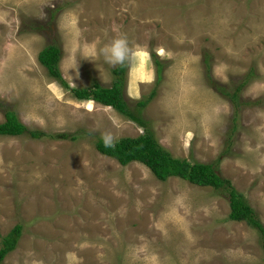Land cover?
I'll list each match as a JSON object with an SVG mask.
<instances>
[{
    "label": "rangeland",
    "instance_id": "rangeland-1",
    "mask_svg": "<svg viewBox=\"0 0 264 264\" xmlns=\"http://www.w3.org/2000/svg\"><path fill=\"white\" fill-rule=\"evenodd\" d=\"M122 33L133 50L122 98L136 111L154 90L140 115L157 143L216 164L264 225V0H0V104L44 134L0 135V248L22 225L0 264H264L258 231L228 219L211 186L161 181L96 149L105 132H143L71 91L113 85L116 66L99 52ZM48 44L70 89L37 59ZM247 77L234 99L219 90Z\"/></svg>",
    "mask_w": 264,
    "mask_h": 264
},
{
    "label": "trees",
    "instance_id": "trees-1",
    "mask_svg": "<svg viewBox=\"0 0 264 264\" xmlns=\"http://www.w3.org/2000/svg\"><path fill=\"white\" fill-rule=\"evenodd\" d=\"M60 55L61 49L58 45L48 44L40 50L37 59L60 86L70 89L59 68ZM151 55L156 65V82H158L162 69L161 67L163 65L156 54L152 52ZM124 70L125 65H117L113 68V73H117V76L112 86L106 87L99 83H93L89 87L71 89L72 94L77 99H91L102 105L111 106L143 128V132L136 137H122L117 139V141H115V146L112 148L105 147L102 139L99 138L95 142L96 149L100 153L116 159L121 165H125L132 160L140 161L161 181L166 180L170 176H177L196 185L211 186L214 190L228 199L230 207L228 219L245 221L249 226L254 227L260 235L261 245L264 249V225L260 222L256 212L244 199L243 195L231 185V181L219 173L216 164L173 157L157 143L154 132L148 125L149 121L140 115L145 102L143 100L138 101V104H136L137 109L133 111V109H131L132 107H129L127 102L122 98ZM252 72L253 67L249 70L250 74ZM247 81L248 77L243 79L231 93L225 91L222 86L219 87V90L234 99L240 87ZM153 94L154 90L151 91L149 97L153 96ZM0 110H2L4 116V120L0 122L1 136H20L26 133L29 134L31 138L35 139L44 136L43 132L39 130L27 129L26 125L19 120L16 112L9 108L7 104H0ZM77 135L79 134L58 132L49 136L56 139L75 140L78 137ZM21 231L22 225L17 223L2 237L0 260L3 259L7 252L15 248Z\"/></svg>",
    "mask_w": 264,
    "mask_h": 264
},
{
    "label": "clouds",
    "instance_id": "clouds-1",
    "mask_svg": "<svg viewBox=\"0 0 264 264\" xmlns=\"http://www.w3.org/2000/svg\"><path fill=\"white\" fill-rule=\"evenodd\" d=\"M99 54L102 55L105 61L112 66L124 65L126 62H128L130 59L133 58V50L130 47L127 35L123 33L117 36L116 38H114L110 43L105 45L100 50ZM150 98L151 97H147L146 99H143L145 105H147V100H149ZM101 139L105 147L112 148L115 146V138L110 132L103 133Z\"/></svg>",
    "mask_w": 264,
    "mask_h": 264
}]
</instances>
